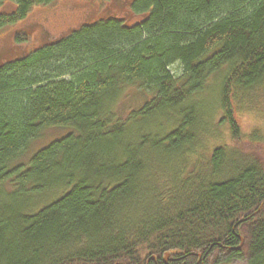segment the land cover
I'll use <instances>...</instances> for the list:
<instances>
[{"label": "trees", "instance_id": "trees-1", "mask_svg": "<svg viewBox=\"0 0 264 264\" xmlns=\"http://www.w3.org/2000/svg\"><path fill=\"white\" fill-rule=\"evenodd\" d=\"M53 1L0 0V264H264V0L22 26Z\"/></svg>", "mask_w": 264, "mask_h": 264}, {"label": "rangeland", "instance_id": "rangeland-1", "mask_svg": "<svg viewBox=\"0 0 264 264\" xmlns=\"http://www.w3.org/2000/svg\"><path fill=\"white\" fill-rule=\"evenodd\" d=\"M83 1L87 0H54L53 2L47 4L45 7L43 6H35L32 10L33 13L29 16L22 26L31 23V25L39 28V34L41 35L42 39L45 38H53L55 36L64 33L68 30L71 26L76 25L80 21H84L87 18V13L91 9L89 4H84ZM99 1V0H98ZM97 2V0H92V3ZM83 6H80V5ZM119 9L116 7V11L119 14L117 15H124L125 18L132 20L135 18L132 12ZM121 12V13H120ZM12 26H4L0 28V58H9L11 56H15L11 53H5L10 46L11 35L8 36L9 31L11 30ZM18 51H21V46H17ZM27 49V47H24ZM23 49V50H24ZM20 54V52H17ZM177 68L178 64L174 63L171 68ZM149 98L148 94H138L134 91V88H130L125 95L121 98V100L126 101L123 102V107L125 109L134 107L141 103V100H146ZM259 110L264 109L263 103L260 102L258 105ZM236 121L238 122L241 130L249 131L254 126H259L260 123L259 118L252 112H238L234 114ZM66 130L64 129H48L46 130L43 135L34 141L33 148L39 147L45 144L47 141L51 140L52 138L59 136L60 134L64 133ZM213 144V143H211ZM231 264H245L243 261H234Z\"/></svg>", "mask_w": 264, "mask_h": 264}, {"label": "flooded vegetation", "instance_id": "flooded-vegetation-1", "mask_svg": "<svg viewBox=\"0 0 264 264\" xmlns=\"http://www.w3.org/2000/svg\"><path fill=\"white\" fill-rule=\"evenodd\" d=\"M84 4H89L88 6L91 7V9L89 10V12L87 13V18L85 21H90L91 19L94 18H98V17H104V16H116L118 18H124V15H117L119 14L118 11H116V7H118L119 9H122L121 12L123 10L132 12L130 8L131 5V0H97V2L92 3V0H87V1H83ZM80 6H83L82 4ZM104 12V13H102ZM120 12V13H121ZM102 13V15H101ZM95 16V17H94ZM127 19V18H126ZM129 20V19H127ZM25 19L21 21V23H24ZM9 36V35H8ZM55 38V37H54ZM54 38H48V39H54ZM12 39V37H11ZM17 46H21V50L24 52L26 49H24L25 44L22 43H13L12 40H10V46H8V49L5 53H11V55H15V56H19L20 54H22L23 52L18 51ZM24 49V50H23ZM17 52H20V54H17ZM3 60L2 56L0 58V61ZM154 258V257H152ZM155 260V259H153ZM168 260V259H167ZM167 260H165V262H167Z\"/></svg>", "mask_w": 264, "mask_h": 264}, {"label": "bare ground", "instance_id": "bare-ground-1", "mask_svg": "<svg viewBox=\"0 0 264 264\" xmlns=\"http://www.w3.org/2000/svg\"><path fill=\"white\" fill-rule=\"evenodd\" d=\"M233 9V8H232ZM227 10V9H226ZM181 21V20H180ZM212 23V22H211ZM127 25V24H126ZM195 25V24H194ZM151 38V37H150ZM115 73V72H114ZM113 73V74H114ZM81 78V77H80ZM177 82V81H176ZM134 83V82H133ZM129 87V86H128ZM126 89V88H125ZM135 92H137V91H135ZM138 93V92H137ZM186 93V92H185ZM151 97V96H150ZM40 129V128H39Z\"/></svg>", "mask_w": 264, "mask_h": 264}, {"label": "water", "instance_id": "water-1", "mask_svg": "<svg viewBox=\"0 0 264 264\" xmlns=\"http://www.w3.org/2000/svg\"><path fill=\"white\" fill-rule=\"evenodd\" d=\"M173 252H176V251H173ZM168 256H169V253H166V254H165V258L168 257Z\"/></svg>", "mask_w": 264, "mask_h": 264}]
</instances>
